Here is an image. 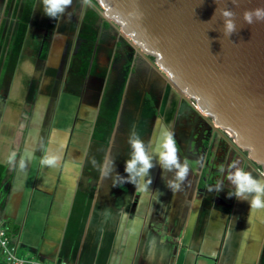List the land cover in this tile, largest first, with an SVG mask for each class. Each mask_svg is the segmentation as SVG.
Returning a JSON list of instances; mask_svg holds the SVG:
<instances>
[{
	"label": "crops",
	"instance_id": "1",
	"mask_svg": "<svg viewBox=\"0 0 264 264\" xmlns=\"http://www.w3.org/2000/svg\"><path fill=\"white\" fill-rule=\"evenodd\" d=\"M41 9L39 4L35 23ZM26 60L27 65L35 63ZM19 67L11 73L13 85L7 93L0 88V100H5L0 101V226L20 255L55 264H264V208L248 214L246 201L225 195L232 188L227 166L225 173L208 175L197 190L185 178L181 190L172 193L155 168L149 170L152 182L146 191L134 190L127 181L113 186L119 177L113 173L101 178L98 163L91 161L101 163L110 155L115 171L126 175L129 130L116 134L114 128L120 97L116 105L110 96L99 99L98 106L95 100L79 105V90L66 92L62 78L52 105L44 74L36 77ZM38 78L40 83L32 84ZM165 97L163 119L169 122L175 99L169 91ZM125 111L127 119L131 112L128 107ZM127 123L125 131L130 127L147 134L151 151L162 124L142 117L132 126ZM96 141L107 145L98 157L90 150ZM13 151L15 161L9 166L4 157ZM51 153L61 154L56 167L40 162ZM244 169L261 178L253 167ZM218 180L223 188L217 193ZM141 182L138 178L137 184ZM156 189L163 192L159 199ZM0 264H6L1 250Z\"/></svg>",
	"mask_w": 264,
	"mask_h": 264
},
{
	"label": "rangeland",
	"instance_id": "2",
	"mask_svg": "<svg viewBox=\"0 0 264 264\" xmlns=\"http://www.w3.org/2000/svg\"><path fill=\"white\" fill-rule=\"evenodd\" d=\"M39 4V0H0L2 94L7 93L12 87L11 73L21 66L20 69L35 72L36 77H39L40 73L44 74L43 82L47 81L50 85L48 97L52 105L57 98L62 78L66 92L68 89L79 90L82 95L78 101L79 105L85 106L95 100L98 106L101 99H107L109 96L114 98L112 102L116 105L119 96V110L116 116L118 125H114V128L117 126L116 134H120L122 129L124 132L131 129L129 127L125 131V122H128V126H132L141 117L148 122L150 118L155 123L165 122L163 108L167 101L165 94L168 97L169 91L175 99L169 126L174 129L179 158L182 161L184 159L189 161L190 172L186 176V181L193 190H197L198 181L202 183L204 180L207 181L208 175L220 173L218 167L220 164L228 166L236 161L240 167H251L238 151L244 154L245 152L235 148L236 144L230 135L220 127L213 126L206 116L174 93L170 84L148 64V61L93 4L87 0H73L62 17L52 20L42 11L39 22L35 23L33 19ZM26 58H32L35 63L27 65ZM33 81L32 84L37 86L40 78L36 83L35 80ZM52 86L54 91L51 90ZM149 86L154 87V91ZM90 90H95V95L89 96ZM146 94L152 101L151 105L144 98ZM0 101L5 103L3 99ZM113 105L111 107L114 109ZM127 107L131 113L125 119ZM51 111L49 109V119L52 115ZM99 124L101 126L102 119ZM98 130L94 135H98ZM143 134H140L141 138L149 148L147 134L142 136ZM119 140L117 135L114 147ZM91 147V154L96 153L94 157L103 152V149H107V145L103 146L98 141ZM127 148L128 156L129 145ZM96 162L100 164L99 159ZM153 168L161 173L158 166ZM202 168L203 177H200ZM170 175L171 173L166 174L162 180L163 184L171 177Z\"/></svg>",
	"mask_w": 264,
	"mask_h": 264
},
{
	"label": "water",
	"instance_id": "3",
	"mask_svg": "<svg viewBox=\"0 0 264 264\" xmlns=\"http://www.w3.org/2000/svg\"><path fill=\"white\" fill-rule=\"evenodd\" d=\"M95 1L173 92L229 134L264 179V21L242 19L264 0ZM224 7L235 13L237 30L229 37L219 15Z\"/></svg>",
	"mask_w": 264,
	"mask_h": 264
},
{
	"label": "clouds",
	"instance_id": "4",
	"mask_svg": "<svg viewBox=\"0 0 264 264\" xmlns=\"http://www.w3.org/2000/svg\"><path fill=\"white\" fill-rule=\"evenodd\" d=\"M43 13L52 20H56L68 11L73 0H39ZM217 14V8L213 12V16ZM219 15L222 18L223 35L229 37L237 30L234 11L231 8L219 9ZM242 19L246 24H252L258 21H264V7L257 6L252 9H245L242 12ZM160 139L152 145L151 151L146 146V142L135 129H130L126 141L129 145L127 158L123 162V171L126 175H121L115 171V159L110 155H105L103 161L99 164V174L101 178H107L113 173L119 177V183L114 182L113 186L123 185L124 182H130L134 185V190L146 191L152 182L149 170L153 167H159L161 170V179L163 180L167 173H171V177L166 179L165 186L175 193L181 190L182 182L185 180L189 172V161H183L178 156V146L175 139L174 129L169 126L170 122H161ZM63 147V144H61ZM15 152H9L4 161L12 166L15 161ZM61 159L60 153H51L42 156L40 162L43 165L56 167ZM91 163L96 165L93 158ZM23 166V161L19 162ZM219 170L225 173V166L220 164ZM226 179L232 185L225 195L238 200L246 201L249 205L248 214L253 210L264 208V179L254 177L249 171L238 166L233 161L228 166ZM138 178L142 181L137 184ZM146 178V179H144ZM223 180H218L215 185V191L218 193L223 188ZM212 191L213 189H209ZM155 198L163 194L161 189L155 190ZM247 214V223L250 222ZM244 231V230H243Z\"/></svg>",
	"mask_w": 264,
	"mask_h": 264
},
{
	"label": "built area",
	"instance_id": "5",
	"mask_svg": "<svg viewBox=\"0 0 264 264\" xmlns=\"http://www.w3.org/2000/svg\"><path fill=\"white\" fill-rule=\"evenodd\" d=\"M0 250L6 264H55L20 255L17 245L12 243L6 230L2 226H0Z\"/></svg>",
	"mask_w": 264,
	"mask_h": 264
},
{
	"label": "flooded vegetation",
	"instance_id": "6",
	"mask_svg": "<svg viewBox=\"0 0 264 264\" xmlns=\"http://www.w3.org/2000/svg\"><path fill=\"white\" fill-rule=\"evenodd\" d=\"M130 86H131V84H130ZM154 91V90H153ZM144 98L146 99V101L151 105V103H152V101H151V99H150V97L146 94V95H144ZM127 106H128V104H127ZM153 106V105H152ZM145 134V133H144ZM144 134L142 135V136H144ZM203 168L201 169V171H200V177H203ZM201 180V179H200ZM201 184V181H198V186Z\"/></svg>",
	"mask_w": 264,
	"mask_h": 264
},
{
	"label": "trees",
	"instance_id": "7",
	"mask_svg": "<svg viewBox=\"0 0 264 264\" xmlns=\"http://www.w3.org/2000/svg\"><path fill=\"white\" fill-rule=\"evenodd\" d=\"M91 2H93V3H95V4H97L98 5V3L95 1V0H92ZM99 6V5H98ZM101 8V10H102V7H100ZM106 15H107V13H106ZM150 59L151 60H153V58L152 57H150ZM154 61V60H153Z\"/></svg>",
	"mask_w": 264,
	"mask_h": 264
},
{
	"label": "bare ground",
	"instance_id": "8",
	"mask_svg": "<svg viewBox=\"0 0 264 264\" xmlns=\"http://www.w3.org/2000/svg\"><path fill=\"white\" fill-rule=\"evenodd\" d=\"M39 13V12H38ZM36 20V19H35Z\"/></svg>",
	"mask_w": 264,
	"mask_h": 264
}]
</instances>
